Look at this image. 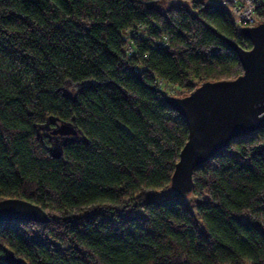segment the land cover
<instances>
[{"label":"trees","instance_id":"obj_1","mask_svg":"<svg viewBox=\"0 0 264 264\" xmlns=\"http://www.w3.org/2000/svg\"><path fill=\"white\" fill-rule=\"evenodd\" d=\"M189 2L0 0V199L49 216L0 220V264H264V128L169 186L187 126L163 96L242 71L222 36L250 45L219 0ZM47 117L88 142L52 156Z\"/></svg>","mask_w":264,"mask_h":264},{"label":"water","instance_id":"obj_2","mask_svg":"<svg viewBox=\"0 0 264 264\" xmlns=\"http://www.w3.org/2000/svg\"><path fill=\"white\" fill-rule=\"evenodd\" d=\"M239 33L247 37L250 46L244 48L233 39H222L237 55L242 71L234 77L203 80L183 95L165 94V103L185 120L187 137L178 153L169 186L174 195L188 193L193 184V170L212 158L230 139L244 137L264 128V20L242 25ZM123 94L125 90L121 89ZM74 99V96L72 97ZM69 120L55 122L46 149L61 157L62 146L72 141L88 140ZM49 117L38 124L37 138L48 128ZM33 220L46 222L47 212L38 204L20 197L0 199V220ZM5 259L20 264L11 252Z\"/></svg>","mask_w":264,"mask_h":264},{"label":"built area","instance_id":"obj_3","mask_svg":"<svg viewBox=\"0 0 264 264\" xmlns=\"http://www.w3.org/2000/svg\"><path fill=\"white\" fill-rule=\"evenodd\" d=\"M221 4L228 7L231 20L236 27L242 25H253L256 23L257 18L255 16V1L254 0H219ZM234 40V39H233ZM236 41V40H234ZM240 46L248 48V45L244 38L236 41ZM157 46L165 45L164 40H159Z\"/></svg>","mask_w":264,"mask_h":264},{"label":"rangeland","instance_id":"obj_4","mask_svg":"<svg viewBox=\"0 0 264 264\" xmlns=\"http://www.w3.org/2000/svg\"><path fill=\"white\" fill-rule=\"evenodd\" d=\"M171 3H182L183 5L190 7V2L189 0H170ZM70 84H67L66 87H69ZM141 208H134L133 206H127L122 213L126 215H133L137 212H140ZM242 264H250L249 259H246Z\"/></svg>","mask_w":264,"mask_h":264},{"label":"flooded vegetation","instance_id":"obj_5","mask_svg":"<svg viewBox=\"0 0 264 264\" xmlns=\"http://www.w3.org/2000/svg\"><path fill=\"white\" fill-rule=\"evenodd\" d=\"M54 125H55L54 120H49V121H48V128L45 129V130H43V132L40 134V136H41L44 140H46V144L49 143V141L52 139V137L49 136L48 134H46L45 132H46V131L49 132L50 129H51V127H53Z\"/></svg>","mask_w":264,"mask_h":264}]
</instances>
